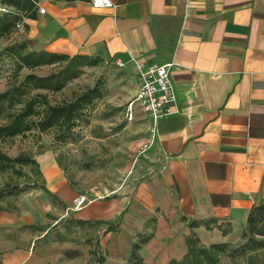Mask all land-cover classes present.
<instances>
[{"label": "crops", "instance_id": "obj_1", "mask_svg": "<svg viewBox=\"0 0 264 264\" xmlns=\"http://www.w3.org/2000/svg\"><path fill=\"white\" fill-rule=\"evenodd\" d=\"M19 13L28 51L119 60L135 75L136 90L131 59L170 65L178 113L155 125L146 117L144 155L155 176L142 180L128 202L145 211L142 219L157 215L154 235L138 251L142 264L179 261L192 230L215 222L241 227L264 205V0H37L32 11ZM53 178L69 201L77 196L58 174ZM121 201L124 207L127 199ZM98 204L76 218L99 221L91 208L116 209ZM193 221L200 226L190 227ZM138 230L125 237L121 223L105 228L116 264Z\"/></svg>", "mask_w": 264, "mask_h": 264}, {"label": "rangeland", "instance_id": "obj_2", "mask_svg": "<svg viewBox=\"0 0 264 264\" xmlns=\"http://www.w3.org/2000/svg\"><path fill=\"white\" fill-rule=\"evenodd\" d=\"M21 43L15 28L0 39V93L19 84L27 74L47 76L62 66L24 68L17 72L15 59L5 49ZM96 85L101 89V97L82 111L70 132L58 128L45 132L32 129L14 138L0 139V152L7 157L35 161L0 166V189L11 192L0 200V264H52L48 260L57 258L67 261L66 264H98L102 258V264H116L112 240L105 232L107 226L121 223L125 237L139 229L133 235L134 242L154 235L157 215L142 219L144 210L138 212L128 207L130 196L142 180L150 181L149 177L155 176L150 175L155 169L148 168L151 162L144 155L150 147V142H145L148 120L136 105L133 120L128 121L125 116L136 93L135 75L113 63L101 62L83 68L80 76L60 92L43 93L56 105L73 101ZM4 122L0 119V125ZM56 174L65 183L67 193L77 195L74 199L69 201L67 194L53 188L59 184L53 178ZM114 191L108 200L98 199ZM80 196L86 201L78 208L76 201ZM121 199L125 201L124 207ZM92 202L99 203L95 209L109 204L116 209L113 212L108 208H91L99 222H80L75 214ZM117 209L124 210L121 216L115 213ZM258 231L252 233L246 224L240 227L215 222L208 229L203 226L196 232L192 230L186 238L197 248L226 245L218 264H264V244L258 246L264 243V235L257 234ZM97 238L100 255L95 248ZM128 256L129 252L118 264H126Z\"/></svg>", "mask_w": 264, "mask_h": 264}, {"label": "trees", "instance_id": "obj_3", "mask_svg": "<svg viewBox=\"0 0 264 264\" xmlns=\"http://www.w3.org/2000/svg\"><path fill=\"white\" fill-rule=\"evenodd\" d=\"M37 0H1L15 11L28 12L34 9ZM18 16L11 14L0 15V39L9 35L14 29ZM8 56L15 59L16 71L22 69H34L42 66L61 64V68L47 76L27 74L23 80L11 88L0 93V119L4 124L0 125V139L14 138L23 135L32 129L39 132L58 128L63 132H70L82 111L101 97V89L98 85L82 93L73 101L52 105L48 96L43 93H57L64 89L66 84L78 78L85 67H95L102 61L99 58L82 55L68 56L46 51H28L26 44L12 46L5 49ZM33 92V93H32ZM38 117L36 120L34 118ZM35 163L28 158L16 157L11 159L0 152V166L4 167L11 163L29 164ZM17 188V187H16ZM6 189H0V200L10 194ZM82 222V221H80ZM99 221H92L96 224ZM201 223L191 222L190 227H199ZM208 229V223H203ZM246 228L252 230L261 228L257 234L264 235V205L256 207L250 213ZM149 239L144 238L134 242L130 250L126 264H142L138 251L141 245ZM187 253L181 260H170L167 264H218L219 257L225 252L226 245L215 244L209 247H196L188 237L185 239ZM263 242L258 243L263 247ZM100 263V261H99Z\"/></svg>", "mask_w": 264, "mask_h": 264}, {"label": "built area", "instance_id": "obj_4", "mask_svg": "<svg viewBox=\"0 0 264 264\" xmlns=\"http://www.w3.org/2000/svg\"><path fill=\"white\" fill-rule=\"evenodd\" d=\"M39 14H44L45 10L38 9ZM0 14H11L21 16V13L11 7L3 4L0 0ZM14 28L19 32L23 29L21 21H17ZM137 71V90L133 100L128 104L125 116L128 121L133 120V105H136L143 115L152 120L154 125L158 120L178 113L175 103V94L172 80L170 77V65H159L150 63L144 65L134 61ZM118 68H123L121 61H116ZM148 147V146H147ZM112 193L98 196V199H104ZM86 201L85 197H79L76 206L79 208Z\"/></svg>", "mask_w": 264, "mask_h": 264}]
</instances>
